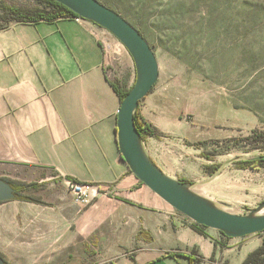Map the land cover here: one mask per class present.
Wrapping results in <instances>:
<instances>
[{
  "label": "crops",
  "instance_id": "1",
  "mask_svg": "<svg viewBox=\"0 0 264 264\" xmlns=\"http://www.w3.org/2000/svg\"><path fill=\"white\" fill-rule=\"evenodd\" d=\"M118 57L131 64L132 86L131 56L92 22L0 25V165L46 174L1 176L33 186L18 195L39 203L18 196L0 203V257L6 264H189V256L198 264H243L263 246L264 233L228 238L197 228L123 161L113 88L122 84L110 74ZM148 106L142 100L137 114L152 124ZM67 179L103 192L79 208Z\"/></svg>",
  "mask_w": 264,
  "mask_h": 264
},
{
  "label": "rangeland",
  "instance_id": "2",
  "mask_svg": "<svg viewBox=\"0 0 264 264\" xmlns=\"http://www.w3.org/2000/svg\"><path fill=\"white\" fill-rule=\"evenodd\" d=\"M99 1L140 31L157 58L159 79L145 99L161 136L143 142L160 169L225 211L257 208L264 162L248 169L237 162L264 156V139L253 137L264 132V0ZM0 3L36 7L35 0ZM110 70L131 87L129 60L116 58ZM33 175L46 177L0 165V178Z\"/></svg>",
  "mask_w": 264,
  "mask_h": 264
},
{
  "label": "water",
  "instance_id": "3",
  "mask_svg": "<svg viewBox=\"0 0 264 264\" xmlns=\"http://www.w3.org/2000/svg\"><path fill=\"white\" fill-rule=\"evenodd\" d=\"M78 17L108 31L127 50L135 67L130 92L121 102L116 139L123 161L131 173L163 201L192 222L217 230L228 238L264 232V202L246 215L225 211L197 193L188 183L166 175L148 156L135 126L134 114L159 79V64L143 35L118 12L98 0H54ZM17 198L16 189L0 178V203ZM0 264H6L0 257Z\"/></svg>",
  "mask_w": 264,
  "mask_h": 264
},
{
  "label": "trees",
  "instance_id": "4",
  "mask_svg": "<svg viewBox=\"0 0 264 264\" xmlns=\"http://www.w3.org/2000/svg\"><path fill=\"white\" fill-rule=\"evenodd\" d=\"M99 1V0H98ZM36 7L33 9H27L22 8L19 6L14 5H5L0 3V24L6 25L10 23L11 21H29V22H35L39 20H45V21H54L59 18H67V17H75L77 16L72 11H70L65 6L59 4L58 2L54 0H35ZM100 2V1H99ZM103 4V3H102ZM105 5V4H104ZM107 6V5H105ZM108 7V6H107ZM110 8V7H109ZM113 10V9H112ZM122 16V15H121ZM123 17V16H122ZM140 32V31H139ZM141 33V32H140ZM133 86V84H132ZM131 87L127 88L123 85H113V88L115 92L119 95L121 102L125 98V96L130 92ZM138 109L136 110L134 114V122L135 126L144 141L148 137L153 138H159L161 136L160 132L156 127H153L150 123H147L143 120H141L137 114ZM255 143H258L259 140L264 139V132L256 134L255 136ZM264 141V140H263ZM154 162V161H153ZM264 162V156H260L258 158L252 159V160H244V161H238L239 169H248V168H254L257 166L258 163ZM207 167V166H206ZM221 166H216L214 170L209 171V175H212L216 173ZM209 169V168H208ZM6 182L10 183L12 186H15L16 188V195L19 197L20 200H27L34 203H39L38 200L33 198H27L26 196L18 195L20 193H23L29 188H32L33 186L30 185H24L20 184L8 179H4ZM187 183L186 181H182ZM194 225L197 228H205L204 226H200L196 223ZM144 232L141 231L139 235H142ZM264 233V232H262ZM189 264H198V258H193L191 256L188 257ZM243 264H264V243L263 246L253 253H251L245 262Z\"/></svg>",
  "mask_w": 264,
  "mask_h": 264
},
{
  "label": "built area",
  "instance_id": "5",
  "mask_svg": "<svg viewBox=\"0 0 264 264\" xmlns=\"http://www.w3.org/2000/svg\"><path fill=\"white\" fill-rule=\"evenodd\" d=\"M73 19L76 23L87 22V20L78 16L73 17ZM104 31L108 32L105 29ZM118 112L119 110L117 114ZM66 187L72 197L73 203L79 208H86L92 205L103 192V187L99 184L82 183L74 179H67Z\"/></svg>",
  "mask_w": 264,
  "mask_h": 264
},
{
  "label": "flooded vegetation",
  "instance_id": "6",
  "mask_svg": "<svg viewBox=\"0 0 264 264\" xmlns=\"http://www.w3.org/2000/svg\"><path fill=\"white\" fill-rule=\"evenodd\" d=\"M2 179V178H1ZM15 188V186H13ZM16 189V188H15Z\"/></svg>",
  "mask_w": 264,
  "mask_h": 264
}]
</instances>
